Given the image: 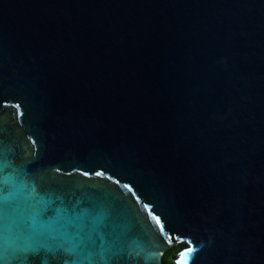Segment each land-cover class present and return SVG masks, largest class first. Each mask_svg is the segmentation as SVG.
Wrapping results in <instances>:
<instances>
[{
    "label": "water",
    "instance_id": "95a60500",
    "mask_svg": "<svg viewBox=\"0 0 264 264\" xmlns=\"http://www.w3.org/2000/svg\"><path fill=\"white\" fill-rule=\"evenodd\" d=\"M4 100L16 163L115 169L168 215L149 264L189 239L194 264H264V0H0Z\"/></svg>",
    "mask_w": 264,
    "mask_h": 264
},
{
    "label": "snow or ice",
    "instance_id": "6c2138e0",
    "mask_svg": "<svg viewBox=\"0 0 264 264\" xmlns=\"http://www.w3.org/2000/svg\"><path fill=\"white\" fill-rule=\"evenodd\" d=\"M14 107L19 109V103ZM28 140L35 148L36 141L31 136ZM21 153V162L16 163L14 149L0 140V264H32L29 257L42 251L52 256V264H138L141 257L149 264L150 257L162 253H146L150 239L142 237L156 230L161 236L177 231L158 204L143 191L137 194L135 182L122 183L127 179L122 172L103 166L84 171L77 165L66 172L57 166L50 174L33 173L27 165L36 152L21 146ZM73 173L106 177L127 191H110L111 185H93L89 191L64 179ZM149 217L155 227L148 223ZM187 242L175 264H194V254L203 248L199 241Z\"/></svg>",
    "mask_w": 264,
    "mask_h": 264
},
{
    "label": "trees",
    "instance_id": "16d2710c",
    "mask_svg": "<svg viewBox=\"0 0 264 264\" xmlns=\"http://www.w3.org/2000/svg\"><path fill=\"white\" fill-rule=\"evenodd\" d=\"M184 245L185 243L181 242L170 246L162 256L165 264H173L175 258L178 256L180 250L184 247Z\"/></svg>",
    "mask_w": 264,
    "mask_h": 264
}]
</instances>
